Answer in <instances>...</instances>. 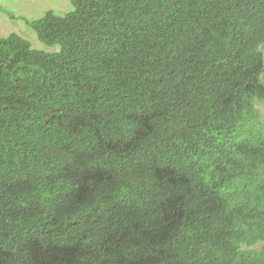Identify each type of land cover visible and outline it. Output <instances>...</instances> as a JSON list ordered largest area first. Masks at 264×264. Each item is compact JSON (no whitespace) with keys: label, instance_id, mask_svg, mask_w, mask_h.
Returning <instances> with one entry per match:
<instances>
[{"label":"trees","instance_id":"obj_1","mask_svg":"<svg viewBox=\"0 0 264 264\" xmlns=\"http://www.w3.org/2000/svg\"><path fill=\"white\" fill-rule=\"evenodd\" d=\"M72 5L0 36V264H264V0Z\"/></svg>","mask_w":264,"mask_h":264},{"label":"rangeland","instance_id":"obj_2","mask_svg":"<svg viewBox=\"0 0 264 264\" xmlns=\"http://www.w3.org/2000/svg\"><path fill=\"white\" fill-rule=\"evenodd\" d=\"M72 8V0H0V36L18 33L29 40L35 49L52 52L53 49L47 48L39 42L36 33L26 24L24 19L36 20L49 11L65 15ZM2 9H5L8 13L1 11ZM260 49L264 55V45ZM258 104L262 120L264 121V102H259Z\"/></svg>","mask_w":264,"mask_h":264},{"label":"clouds","instance_id":"obj_3","mask_svg":"<svg viewBox=\"0 0 264 264\" xmlns=\"http://www.w3.org/2000/svg\"><path fill=\"white\" fill-rule=\"evenodd\" d=\"M54 12V11H53ZM48 13V12H47ZM56 13V12H55ZM264 45V44H263ZM262 46V45H261ZM261 48V47H260ZM261 50V49H260ZM262 52V51H261ZM263 54V53H262ZM264 56V55H263ZM259 105V104H258ZM261 111V110H260Z\"/></svg>","mask_w":264,"mask_h":264}]
</instances>
